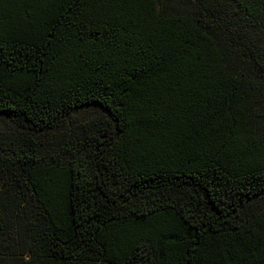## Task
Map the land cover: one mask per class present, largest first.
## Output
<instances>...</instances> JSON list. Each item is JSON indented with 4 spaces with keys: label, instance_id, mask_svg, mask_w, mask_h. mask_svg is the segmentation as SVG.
Instances as JSON below:
<instances>
[{
    "label": "trees",
    "instance_id": "obj_1",
    "mask_svg": "<svg viewBox=\"0 0 264 264\" xmlns=\"http://www.w3.org/2000/svg\"><path fill=\"white\" fill-rule=\"evenodd\" d=\"M0 116V264H264V0H0Z\"/></svg>",
    "mask_w": 264,
    "mask_h": 264
},
{
    "label": "rangeland",
    "instance_id": "obj_2",
    "mask_svg": "<svg viewBox=\"0 0 264 264\" xmlns=\"http://www.w3.org/2000/svg\"><path fill=\"white\" fill-rule=\"evenodd\" d=\"M90 112L88 110H84V111H80L74 114L75 117L79 118V119H83L86 118L87 116H89ZM11 127V123L10 121L4 117V116H0V130H7Z\"/></svg>",
    "mask_w": 264,
    "mask_h": 264
}]
</instances>
